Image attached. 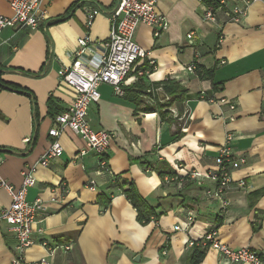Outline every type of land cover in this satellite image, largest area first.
Instances as JSON below:
<instances>
[{"label":"crops","instance_id":"0c3cea01","mask_svg":"<svg viewBox=\"0 0 264 264\" xmlns=\"http://www.w3.org/2000/svg\"><path fill=\"white\" fill-rule=\"evenodd\" d=\"M10 1L0 0V14H12ZM116 2L43 0L46 28H6L0 33V177L10 184H22L23 169L37 163L53 140L49 130L57 125L49 99L62 110L74 100L75 91L59 71L73 61L78 39L89 33L95 42L89 56L97 57L109 36L106 14L87 29L85 7L109 10ZM157 10L169 21L167 31L155 38L153 29L142 24L136 33L156 67L143 76L131 74L125 87L170 79L186 88L185 110L177 120L183 135L176 139L175 122L163 121L158 113L137 112L133 101L102 84L101 99L90 107L88 118L93 129L114 134L107 170L92 153L78 157L86 142L66 128L59 139L63 154L38 167L36 184L28 190V200L41 198L45 205L34 226L35 244L20 256L14 233L1 223L0 264H36L44 258L50 264H191L189 238L209 230H216L230 247L264 253V2L251 3L240 23L226 22L223 12L217 22L205 21L199 0H158ZM192 30L201 34L194 44L187 38ZM193 63L213 70L214 77L189 71ZM228 131L234 136V153L246 163L232 170L228 206L222 209L205 194L213 182L186 174L215 166ZM115 176L132 181L160 217L142 225ZM240 180L246 181L244 188H238ZM107 197L111 202L105 207ZM10 203L8 191L0 187V210ZM188 211L196 219L192 229L175 230ZM42 240L71 249L49 255ZM201 264L231 263L208 248Z\"/></svg>","mask_w":264,"mask_h":264},{"label":"built area","instance_id":"2783aa9c","mask_svg":"<svg viewBox=\"0 0 264 264\" xmlns=\"http://www.w3.org/2000/svg\"><path fill=\"white\" fill-rule=\"evenodd\" d=\"M203 4V19L208 22H217L218 13L223 12L226 22L240 23L246 16L248 7L253 2H264V0H212ZM43 0H11L10 16L0 14V33L6 28H29L37 30L46 28L48 25L47 11L42 7ZM158 0H117L112 9H102L97 5L85 7L89 29L96 17L106 14L110 20V33L106 40L101 43L100 54L90 57L93 42L89 33L78 39L74 59L70 65L64 66L59 71L60 79L75 91L73 102L63 111L53 117L57 125L49 130L53 138L50 146L41 156L37 163L28 165L23 169L22 184L16 187L0 177V187L6 189L11 197L8 207L0 210V224L5 223L14 233L17 240V252L20 256L29 247L35 244L34 226L39 222V216L45 205L41 198L28 200V190L36 184V172L39 166L47 167L51 161L64 152L60 143V136L66 128L80 135L86 142V147L81 149L78 157H84L88 153L94 154L99 166L107 170L109 165V149L114 134L108 130H95L92 128L88 111L93 104L101 99L99 87L108 84L113 87L114 93L124 95V88L131 74L138 76L150 74L155 69V60L151 53L136 41V33L140 25L144 24L153 29V36L159 37L169 28L167 18L157 10ZM190 44H194L201 38V34L192 30L187 34ZM224 63V62H222ZM147 65V68H144ZM189 71H196L195 63L188 66ZM157 91H162L161 88ZM169 100V97H166ZM226 102L225 99L221 100ZM231 110L236 106L229 103ZM174 117L178 118L175 108H170ZM233 133L228 131L224 143L219 147L218 155L214 158L215 166L208 170L197 169L187 172V176L199 181H210L214 187L208 188L205 194L210 200H217L222 209L228 206L227 194L232 187V170L246 163V158L234 153L232 142ZM30 139L27 140L29 142ZM96 181L91 178L89 185L94 189ZM238 188L246 186L245 180L237 182ZM52 201H56L53 198ZM196 222L192 211L187 212L186 220L175 226V230L189 231ZM42 233L43 230L39 229ZM195 241H201L203 246L215 249L220 256L231 264H264V253L249 247L233 248L222 243L218 239L216 230L203 232L196 238H189L188 243L192 246ZM41 244L46 248L49 255L62 249L67 251L71 246L53 247L47 240ZM167 253V250H164ZM15 262H18L16 260ZM36 264H50L44 258Z\"/></svg>","mask_w":264,"mask_h":264},{"label":"trees","instance_id":"16d2710c","mask_svg":"<svg viewBox=\"0 0 264 264\" xmlns=\"http://www.w3.org/2000/svg\"><path fill=\"white\" fill-rule=\"evenodd\" d=\"M204 1L207 4L212 3V0ZM68 17L69 14L60 17L56 20V22L64 21ZM195 65L196 72L200 77H214L213 70H208L196 63ZM147 67V65H144V68ZM136 85H139V82ZM214 87L217 88V85L214 84ZM159 88H161L162 91H157ZM186 92V88L181 86L179 83L168 79L163 82L152 84L148 87L142 85L135 86L133 89L125 87L124 97L136 104L137 112L158 113L163 121H168L169 123L175 122L178 126L175 138L178 139L183 135V132L180 131V124L177 120H179L185 110L184 104L186 101ZM166 97H169V100H166ZM170 108H177L178 118L169 117V114L172 113ZM49 109L51 112L53 111V116L63 111L61 108L54 105L52 99H49ZM143 164L146 165L144 162ZM159 174L163 176L161 172H159ZM114 181L120 193L123 194L136 209L137 219L142 225H146L153 219H158L160 217V215L155 214L154 209L140 196L135 184L132 181L125 180L120 176H115ZM110 202V197H107L106 200L102 202V205L107 207ZM192 246L193 252L191 255V264H201L206 256L208 247L203 246L201 241H195Z\"/></svg>","mask_w":264,"mask_h":264}]
</instances>
